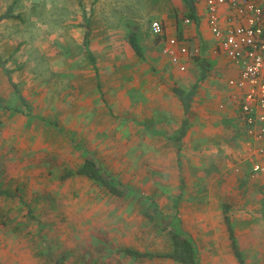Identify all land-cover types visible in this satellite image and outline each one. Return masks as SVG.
Masks as SVG:
<instances>
[{
    "label": "rangeland",
    "instance_id": "rangeland-1",
    "mask_svg": "<svg viewBox=\"0 0 264 264\" xmlns=\"http://www.w3.org/2000/svg\"><path fill=\"white\" fill-rule=\"evenodd\" d=\"M7 11L0 179L15 186L20 211L2 216L0 264H176L122 251H167L170 229L192 240L199 264H236L224 208L246 260L264 264V173L222 164L224 138L214 122L227 102L224 88L219 98L207 96L205 114L202 85L194 128L179 144L169 138L183 116L169 88H190L199 71L190 51L186 72L166 63L149 23L158 17L182 26V0H0V15ZM131 25L142 59L127 42ZM85 30L94 66L82 48ZM213 70L208 80L219 76ZM229 138L227 148L240 146L237 135ZM86 158L121 185L122 196L83 176L60 180Z\"/></svg>",
    "mask_w": 264,
    "mask_h": 264
},
{
    "label": "built area",
    "instance_id": "built-area-1",
    "mask_svg": "<svg viewBox=\"0 0 264 264\" xmlns=\"http://www.w3.org/2000/svg\"><path fill=\"white\" fill-rule=\"evenodd\" d=\"M207 24L217 39L216 52H222L238 72L227 85L240 92L238 109L242 118L245 145L249 155L264 154V1L204 0ZM223 10L225 15L223 17ZM189 24L190 19L186 18ZM164 23L153 19L150 33L157 36L161 52L169 56L180 71L186 69L181 56L188 48L177 36L165 37ZM195 51H197L195 49ZM252 171L264 173V166L252 160ZM3 240L0 223V243Z\"/></svg>",
    "mask_w": 264,
    "mask_h": 264
},
{
    "label": "crops",
    "instance_id": "crops-1",
    "mask_svg": "<svg viewBox=\"0 0 264 264\" xmlns=\"http://www.w3.org/2000/svg\"><path fill=\"white\" fill-rule=\"evenodd\" d=\"M195 3H196V16L197 17H196V19L187 17L190 19L189 24L185 23L186 18L184 19V24L182 23V26H173V25L171 26V24L169 25V23H168V25H166L165 20H163L162 18H158V17L154 18V19H160V20L162 19V22L164 23V26H165L164 30H165V37L166 38L178 36V34H179L178 38L180 39V42L182 44H184L185 46H187L188 51L196 54V55H194L195 62H193L194 59L192 60V62L197 64V68H198L199 73H200V69H201L199 61L204 60L206 62V69L208 70L211 67L214 69L213 72H216V75H219L216 78H209V80H208V78H206L207 77L206 76L205 78L207 79V81L205 82V84H200L199 86L196 87L195 94H194L193 99L191 101V111L189 114V126H188V131H187L185 137L188 136L190 131L194 128V125H192L193 123L191 121V114L193 113V110H194V108H193L194 100H195V98H198V95L200 96V94H201L202 85H203V89H206V90H205V95H204L205 99L202 101L203 103L201 106V112L204 111L205 114H208L210 111V105L207 106L208 105L207 96L208 97H213V96L217 97L218 96V98H219V95L217 94V92H218V90H220V88H224L223 91L220 90L221 91L220 93H222L221 99H223V100L225 99L227 102L226 103L224 102L225 105H219V109H222L223 112H218L215 115L216 119L214 122L215 125L218 124V127H220L221 137L223 136V138H224L222 140V145L220 144V150L222 149V151H223L222 152V159H223L222 164L224 165V164L230 163V164H234V165H238V166H240V164H242V165H245L247 167H250V170H251L253 159L259 161V163L264 165V154L262 156H255L254 158H252L249 155V151H248L249 149L245 145V139L246 138H245V134L243 132L242 118H241V115H240V112L238 109L239 100L237 99L240 96V92L237 89L232 88V87L227 85L228 78L236 77L238 75V72L222 52H216L217 39L212 35V33L208 27L207 14L205 11L204 0H195ZM224 12L225 11L223 10V12H222L223 17L225 15ZM149 31H150V29H149ZM151 36H152V39L154 41V45L158 49V53L162 56V58H164V61L166 63H168L172 68L179 70L178 66L171 62L169 56H167L161 52L160 43H158V41L154 40V36L152 34H151ZM195 49L197 51H195ZM197 55H199V56H197ZM187 56H181V58H180L181 61L186 65V70L184 72H186L188 70L190 64H192V62H189V59ZM2 70H3V68H2ZM198 77H199V75H198ZM180 81L184 82V80H182V79ZM200 82L201 81L196 82V80H195V82L193 84L198 85ZM207 84H208V86H207ZM14 85L15 84H12L13 87H14ZM192 85L190 86V88L192 87ZM160 87L163 88V85L159 84V88ZM173 87H179V88H182L184 90H189L190 88L185 89V88L180 87V86H172L169 88V91H168L169 93L170 92L172 93L171 95H169V97H173V99H175L174 105L176 107H180L181 114L184 115L181 103L172 90ZM161 90L163 91L164 89H161ZM164 102H166L165 99L159 101V103H164ZM204 106H206V107H204ZM182 118H183V116H182ZM181 121H182V119H181ZM235 122L237 123V128L236 127L233 128L235 126ZM180 125H181V123L179 124L178 128L180 127ZM233 129H237V133L236 132L234 133L232 131ZM235 135H237L238 138H241L240 146L239 147L237 146V148H235L232 145H230V147H232V148H227L225 145V139L228 137L227 142H231L232 140L230 141L229 136H235ZM218 139H220V138H218ZM227 153H228V155H227ZM228 156H229V158H228ZM9 184H10V182H8V184H7L6 180L1 181V179H0V189L9 190L10 192L13 193V196L0 195V218L1 219H3V217L4 218H12L13 216L17 215L20 211L19 210L20 208L18 205V201L20 200V198L16 194V192L13 190L15 188V186L12 188L9 186ZM262 209H264V207ZM5 230H7V225L4 224V231ZM226 237H227V240L229 242L228 232H227ZM3 240H4V235H3ZM3 240L1 243H3ZM228 247H229V244H228ZM200 261L201 260L198 258L199 263H200ZM235 262H236V259H235ZM236 264H237V262H236Z\"/></svg>",
    "mask_w": 264,
    "mask_h": 264
},
{
    "label": "trees",
    "instance_id": "trees-1",
    "mask_svg": "<svg viewBox=\"0 0 264 264\" xmlns=\"http://www.w3.org/2000/svg\"><path fill=\"white\" fill-rule=\"evenodd\" d=\"M185 4L188 14L187 16L193 19H196V3L195 0H182ZM11 17L9 11L0 15V21L4 18ZM153 20V19H152ZM151 20V21H152ZM179 36V34H178ZM177 36V37H178ZM157 36H154V40L158 41ZM127 42L131 50L137 55L139 58L144 57L143 48L137 37V29L135 26L131 25L127 31ZM83 50L87 53L89 60L94 66V57L91 54L89 48V31L85 30L83 36ZM5 59H2L0 56V66L3 68L5 73L9 74L10 70L5 68ZM200 63V73L198 77V81H202L205 78L207 69L206 62L203 60L199 61ZM15 87V85H14ZM197 84H193L189 90H184L179 87H173V92L179 99L182 109H183V118L181 121L180 127L169 136L171 140L179 144L182 139L185 137L188 126H189V114L191 111V101L196 91ZM21 97V96H20ZM23 101V99H21ZM72 176H83L89 179L92 183L97 184L104 188L106 192L115 196H122L123 190L121 185L116 182L113 178L106 175L99 165L95 162V160L91 158H86L84 161L75 167L74 169H66L62 172L60 176V180L68 179ZM0 195L13 196V193L9 190L0 189ZM226 208L223 210V221L226 226V230L228 232V238L230 243V248L232 254L234 255L237 264H250L247 262L244 253L239 249L238 244L236 242V237L234 233V228L230 216L227 212ZM0 223H3L0 218ZM170 236V248L167 251L154 253V252H141L129 247H124L122 249L125 255H129L133 258H149V259H160V260H169L176 264H199L198 262V252L192 240L183 232L175 231L170 229L168 231Z\"/></svg>",
    "mask_w": 264,
    "mask_h": 264
}]
</instances>
